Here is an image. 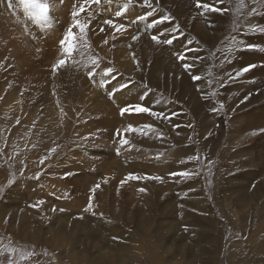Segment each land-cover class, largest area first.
Returning a JSON list of instances; mask_svg holds the SVG:
<instances>
[{"label": "rangeland", "instance_id": "obj_1", "mask_svg": "<svg viewBox=\"0 0 264 264\" xmlns=\"http://www.w3.org/2000/svg\"><path fill=\"white\" fill-rule=\"evenodd\" d=\"M49 2L51 27L0 0V264H264V155L249 172L231 150L247 124L239 109L264 102V0H245L239 14L237 0H222L224 22L196 0L180 14L166 0H132L126 11L128 0L88 3L71 55L60 41L83 0ZM161 15L171 19L149 27ZM136 104L163 115L122 114Z\"/></svg>", "mask_w": 264, "mask_h": 264}, {"label": "snow or ice", "instance_id": "obj_2", "mask_svg": "<svg viewBox=\"0 0 264 264\" xmlns=\"http://www.w3.org/2000/svg\"><path fill=\"white\" fill-rule=\"evenodd\" d=\"M19 4L22 5L24 11L28 14L29 17H31L33 20H35L36 23L38 24H42V25H47L48 27H51V23H50V16H49V12L50 9L53 7V5L49 2V0H18ZM96 3L99 4L101 2V0H83V3L81 4V6L79 7L78 11H74L72 13V16L74 18L73 20V24L67 29L63 39L60 41V44L63 46L64 51L71 55L74 51L77 50V34L73 31V28H77L79 29V32L81 34V37H86V29H87V24L85 23H81L79 19H75L79 14L86 12V7L85 5H87L88 3ZM109 2H111V0H109ZM145 5H149L150 0H143ZM254 2H256V0H254ZM131 3V0H128L127 3L124 4V10L126 11L129 7V4ZM196 6L197 8H202V9H206L208 11L211 12H221L224 11V9L219 8V7H215L207 2H204V0H196ZM8 7L11 8L12 7V3L11 0H9L8 3ZM247 7L245 0H237V7L235 9V11L239 14L241 13V10L243 8ZM252 11H254V9H252ZM123 13L121 12H117V15H122ZM148 15H152V13H148ZM141 19H145L146 17H140ZM171 19V17L169 15H161V17L159 19H154L152 20L151 24L149 25V27H155L157 24L159 23H164L165 21H169ZM106 23H108L109 25H112L116 31H121V30H125V26L124 25H116L113 23V21L108 20L106 21ZM178 27V26H177ZM259 31L264 32V28H259ZM133 39H138V37H133ZM152 39L154 41H156L157 43H160V38L157 35H153ZM107 41H105L106 43ZM164 43L167 44H171L173 42V39H166L163 41ZM233 43H243V41H233ZM85 45L87 46V41L85 40ZM247 47L249 48H255V45H247ZM178 59L180 60H185V56L178 54ZM66 64V60L65 59H60L57 61V63L53 66L54 69H59L61 66H64ZM185 68H190L191 65L185 63ZM250 67H254V66H249L246 67L244 69H242V72H246L249 70ZM114 69H107V73H111L113 72ZM90 76H93L94 73L93 72H89ZM194 80H200L202 79L199 75H195L193 76ZM221 107H223V105H221ZM129 111H135L137 113H148L150 115L153 116H157L160 117L163 114L162 113H157L154 112L152 110V108L148 107V106H144L142 104H136L134 106H126L125 108H123L121 110L122 114L124 112H129ZM146 129L151 130L152 126L151 125H145L144 126ZM126 132H130V131H141V134H146L145 132H143L142 130L133 128L131 125H129V127L127 129H125ZM122 143L123 144H127L128 141L126 139H122ZM53 151H55V149H53ZM117 151H119V149H117ZM190 159H198V157H190ZM191 173L185 171V172H180V173H175L174 175H182V176H188ZM137 177H133V176H129L128 179H135ZM152 179H161L160 177H152ZM100 185H96L93 189L92 192L94 193L96 191L97 188H99ZM140 191H145V189H140ZM86 211H93V205L90 202L87 205ZM95 214V213H93ZM10 251L14 252L15 249H11Z\"/></svg>", "mask_w": 264, "mask_h": 264}, {"label": "crops", "instance_id": "obj_3", "mask_svg": "<svg viewBox=\"0 0 264 264\" xmlns=\"http://www.w3.org/2000/svg\"><path fill=\"white\" fill-rule=\"evenodd\" d=\"M230 67L231 65L227 66L228 69ZM258 77L251 78H253L255 82L259 83L260 81ZM257 87L258 86L256 84H252L250 80L248 81V89L254 90ZM251 90L243 97L234 96L237 100L236 104L241 106V104L249 103L252 100ZM257 106H263V112L261 111V108L257 109ZM239 110H242V117L246 120L247 125H245V128L240 129L241 135L239 136H241V139L238 142V149H235L234 147L231 150L235 156H245L243 157V160L245 161V165L248 164L249 172H257L255 170L258 169V171H260L261 167L259 165L257 166L255 160H260L264 155V102L248 108H240ZM240 119L241 118L237 117L238 121H240ZM230 132L234 134L235 130L231 129ZM257 174L262 186L264 187V169L260 173L257 172Z\"/></svg>", "mask_w": 264, "mask_h": 264}, {"label": "bare ground", "instance_id": "obj_4", "mask_svg": "<svg viewBox=\"0 0 264 264\" xmlns=\"http://www.w3.org/2000/svg\"><path fill=\"white\" fill-rule=\"evenodd\" d=\"M132 1V0H131ZM135 1V0H134ZM137 1V0H136ZM140 1H143V0H140ZM166 1H168L169 2V4L171 3V5H175L176 6V8H179L180 10L178 11V14H180L181 13V11H186L187 10V0H166ZM204 2H207V3H209V4H211V5H213V6H215V7H219V8H222V9H224V11H221V12H213V17H212V19L213 20H215V21H217V22H224V20H227V18H228V15L226 14V12H227V10L229 9V7L230 6H226L223 2H222V0H204ZM137 4V3H136ZM150 4V3H149ZM146 7V6H145ZM145 10V9H144ZM146 11V10H145ZM148 11V10H147ZM146 11V12H147ZM140 12V11H139ZM206 16V15H205ZM209 17V16H208ZM209 20V23H213L214 21L213 20ZM9 20V19H8ZM13 21V20H12ZM145 22V21H144ZM214 24V26L216 27V25H215V23H213ZM200 30V28L197 26V25H195L194 26V29H193V31L194 32H197V31H199ZM24 40V39H23ZM27 42V41H26ZM27 45V44H26ZM22 48V47H21ZM22 50V49H21ZM152 57V56H151ZM196 57V56H195ZM196 59V58H195ZM200 59V58H199ZM22 60V59H21ZM128 65H129V69H132L134 66H135V62L131 59V60H129L128 61ZM164 65H167L168 67H170L171 66V63L170 62H165V63H161V64H158V63H155V65L153 66V70H158V69H160L162 66H164ZM197 65V64H196ZM205 69V68H204ZM261 69H264V67H261ZM262 72H263V70H262ZM186 76V75H185ZM168 77H169V79L173 82V84H175V85H177L178 84V78L176 77V76H173L172 77V75H168ZM188 78V77H187ZM189 79V78H188ZM181 80H187V79H184V75H183V77H182V79ZM200 82H201V79H200ZM203 82L206 84V81L203 79ZM154 85L155 86H158L159 85V83L157 82V81H155L154 82ZM185 91H186V89H185ZM200 92V91H199ZM189 94H190V92H188ZM198 94V93H197ZM195 96V95H194ZM197 96V95H196ZM199 96V95H198ZM206 97V96H205ZM182 98L184 99V95H182ZM188 102V101H187ZM190 103V102H189ZM184 105H185V101H184ZM187 105V104H186ZM199 107V106H198ZM195 110V109H194ZM193 111V110H192ZM138 114V113H137ZM194 115V114H193ZM242 115V114H241ZM139 116V115H138ZM209 118V117H208ZM206 119V118H205ZM204 119V120H205ZM179 120V119H178ZM202 121H203V118H202ZM253 123V122H252ZM247 125V124H246ZM262 127V126H261ZM248 128V127H247ZM249 128H250V126H249ZM242 129H243V126H242ZM240 130V129H239ZM243 131V130H242ZM136 134V133H135ZM232 134V133H231ZM230 136V135H229ZM232 136H233V134H232ZM134 137H135V135H134ZM136 137H138L137 136V134H136ZM231 137V136H230ZM104 140V139H103ZM263 184H264V179H263ZM259 187L261 188L262 187V184H260L259 185ZM262 189V188H261ZM232 198V197H231ZM220 199V198H219ZM221 201V200H220ZM229 204V206L230 207H232L233 208V205H232V203H228ZM208 211V210H207ZM230 211V210H229ZM228 212V211H227ZM210 213V212H209ZM231 214V213H230ZM238 214H235L234 216H237ZM239 215H241V214H239ZM231 216H233V215H231ZM200 216H195V215H191V216H189V218H192L191 219V222H192V220L194 221H196V219H198ZM213 218V217H212ZM259 218V217H258ZM211 219V218H210ZM239 219V218H238ZM190 220V219H189ZM200 220V221H199ZM199 222L200 223H202V225H203V228L205 227L204 226V218L201 216L200 218H199ZM207 220V219H206ZM242 220V219H241ZM194 221V222H195ZM193 222V223H194ZM262 222H264V221H262ZM207 223V222H206ZM196 224V223H195ZM198 226V225H197ZM202 227H201V225H199V229L198 230H200L201 231V235L202 234H204V230H203V228L201 229ZM190 229V228H189ZM188 229V230H189ZM257 229H259V228H257ZM261 230H262V227L259 229V231L258 232H261ZM206 233V232H205ZM210 234V233H209ZM211 235V234H210ZM213 235V234H212ZM103 236V235H102ZM258 235L256 234V237H257ZM213 237V236H212ZM211 238V237H210ZM253 238H255L254 236H253ZM213 239H214V237H213ZM251 240V239H250ZM263 240V239H262ZM212 241V240H211ZM216 242V241H215ZM212 243V242H211ZM249 243V242H248ZM200 244V247H201V249H203L204 247H202L203 246V244L201 245V243H199ZM216 244V243H215ZM247 245V244H246ZM255 245V250H257V251H260L261 252V249H263V248H261V247H259L258 245H256V244H254ZM262 246V245H261ZM240 248V247H239ZM207 249V248H206ZM264 250V249H263ZM203 252H204V249H203V251L202 252H200V254H198L199 256V261L200 262H202V257H203V260H204V254H203ZM217 252V251H216ZM192 253V252H191ZM205 253V252H204ZM145 254V253H144ZM235 253H233V255H234ZM209 255V254H208ZM256 255V254H255ZM258 255V254H257ZM210 258H212V256H209ZM217 257V256H216ZM85 259H87L88 260V257L87 258H85ZM84 259V261H86ZM115 258H113L112 260H114ZM236 262V261H235ZM118 263H121V264H124V262L122 261V260H118ZM160 264H162V260L160 259Z\"/></svg>", "mask_w": 264, "mask_h": 264}]
</instances>
